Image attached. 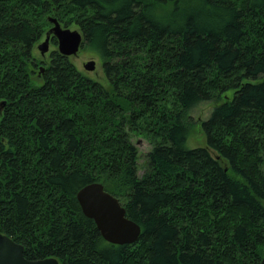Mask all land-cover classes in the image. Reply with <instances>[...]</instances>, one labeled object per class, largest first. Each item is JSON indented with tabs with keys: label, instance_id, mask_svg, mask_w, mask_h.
Listing matches in <instances>:
<instances>
[{
	"label": "trees",
	"instance_id": "1",
	"mask_svg": "<svg viewBox=\"0 0 264 264\" xmlns=\"http://www.w3.org/2000/svg\"><path fill=\"white\" fill-rule=\"evenodd\" d=\"M45 11L101 76L35 55ZM90 180L139 222L134 241L82 211ZM0 230L61 264H264V0H0Z\"/></svg>",
	"mask_w": 264,
	"mask_h": 264
},
{
	"label": "water",
	"instance_id": "2",
	"mask_svg": "<svg viewBox=\"0 0 264 264\" xmlns=\"http://www.w3.org/2000/svg\"><path fill=\"white\" fill-rule=\"evenodd\" d=\"M51 24L46 28L44 37L36 45L41 53L49 48L52 36L56 38L57 49L63 53H76L82 39L77 27L63 25L55 15H49ZM87 68L95 64L94 58L83 61ZM40 69L43 65H39ZM3 101V100H1ZM82 211L93 218L101 235L111 242H131L140 233L141 227L125 213L119 196L106 189L100 180H90L79 186L75 192ZM24 245L11 235L0 230V264H60L55 255L28 257L23 252Z\"/></svg>",
	"mask_w": 264,
	"mask_h": 264
},
{
	"label": "rangeland",
	"instance_id": "3",
	"mask_svg": "<svg viewBox=\"0 0 264 264\" xmlns=\"http://www.w3.org/2000/svg\"><path fill=\"white\" fill-rule=\"evenodd\" d=\"M52 15L50 13V11H45L43 13V18L45 17L46 20L48 21V23H45L44 26V31L41 35V37L38 39L41 40L44 37V32L46 30V28L51 24V21L48 20V16ZM62 24V23H61ZM63 25H67V24H63ZM68 26L70 27H77L73 24H68ZM78 28V27H77ZM37 43V42H36ZM53 47H57L56 43L52 42L51 40L49 41V49L53 48ZM48 51H45L43 54L40 53L39 49L37 46L34 47V52L35 55L39 58L42 56H47L48 55ZM70 58L74 61V63L76 64V66L82 70H84V72L92 75V76H101V71H100V61L98 56L95 53L90 52L89 50H87L85 47H83V45H80L77 52L76 53H71L70 54ZM88 58H94L95 60V64L92 68H87L84 66L83 61L88 59ZM42 64L44 65L43 62H40L38 64L39 65ZM38 67L36 66L35 69ZM213 106V100L212 99H206V100H200L199 102H197L194 106H192L189 109V114L191 117V120L194 121L193 122V126L191 127V132L188 138V143H194L197 141H200L202 139V135H201V131L200 128H198V122L200 121L201 118L206 117L209 112L210 109ZM137 144L140 150V155H139V162H142L143 160V153L145 152V150L149 147V142L146 138H144L143 136H138L137 137ZM139 172L142 171V167H139Z\"/></svg>",
	"mask_w": 264,
	"mask_h": 264
},
{
	"label": "flooded vegetation",
	"instance_id": "4",
	"mask_svg": "<svg viewBox=\"0 0 264 264\" xmlns=\"http://www.w3.org/2000/svg\"><path fill=\"white\" fill-rule=\"evenodd\" d=\"M61 264V263H60Z\"/></svg>",
	"mask_w": 264,
	"mask_h": 264
}]
</instances>
